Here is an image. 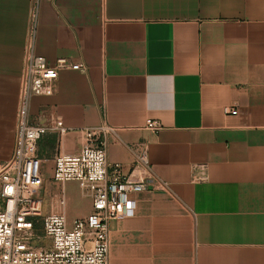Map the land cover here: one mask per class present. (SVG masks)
<instances>
[{
    "label": "crops",
    "instance_id": "1",
    "mask_svg": "<svg viewBox=\"0 0 264 264\" xmlns=\"http://www.w3.org/2000/svg\"><path fill=\"white\" fill-rule=\"evenodd\" d=\"M30 7L0 0V167L14 148ZM33 51L85 67L29 103L30 125L71 130L37 143L42 217L90 213L75 183L53 181V160L78 152L76 131L106 124L145 145L168 185L109 223L108 264H264V0H42ZM108 143V165L131 174L130 155Z\"/></svg>",
    "mask_w": 264,
    "mask_h": 264
},
{
    "label": "built area",
    "instance_id": "2",
    "mask_svg": "<svg viewBox=\"0 0 264 264\" xmlns=\"http://www.w3.org/2000/svg\"><path fill=\"white\" fill-rule=\"evenodd\" d=\"M30 0L29 29L23 57L21 88L16 111L14 148L11 158L0 167V264H108L109 223L134 213V197L153 186L167 190L168 185L152 173L145 145L134 147L121 142L118 131L106 124L76 131L81 145L74 155L57 154L52 179L59 185L75 183L81 197L90 201V213L68 223L62 213L41 216L37 192L41 188V161L37 143L46 134L59 140L71 132L61 121L49 126H34L28 121L30 100L50 97L63 70L85 72L82 64L58 59L53 65L33 51L39 4ZM54 1V0H50ZM226 109L225 114H234ZM145 129L157 132L158 123L147 121ZM108 139L119 143L132 159L131 174L107 163ZM143 177L133 181L132 173ZM61 208L64 202H59ZM41 235L36 234L37 227ZM42 240L48 244L34 247Z\"/></svg>",
    "mask_w": 264,
    "mask_h": 264
},
{
    "label": "rangeland",
    "instance_id": "3",
    "mask_svg": "<svg viewBox=\"0 0 264 264\" xmlns=\"http://www.w3.org/2000/svg\"><path fill=\"white\" fill-rule=\"evenodd\" d=\"M36 234L38 236L41 235V228H40V226L37 227ZM47 244H48L47 241L38 240V241L34 242L33 246L34 247H42V246H46Z\"/></svg>",
    "mask_w": 264,
    "mask_h": 264
}]
</instances>
